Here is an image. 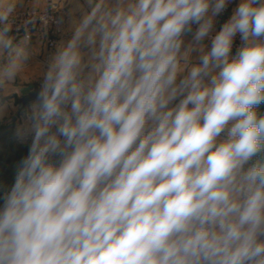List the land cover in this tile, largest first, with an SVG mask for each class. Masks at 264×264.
Instances as JSON below:
<instances>
[{
  "label": "clouds",
  "instance_id": "obj_1",
  "mask_svg": "<svg viewBox=\"0 0 264 264\" xmlns=\"http://www.w3.org/2000/svg\"><path fill=\"white\" fill-rule=\"evenodd\" d=\"M69 3L0 179V264H264V0L219 31L232 0ZM16 7L0 5V120L49 21L15 25Z\"/></svg>",
  "mask_w": 264,
  "mask_h": 264
},
{
  "label": "built area",
  "instance_id": "obj_2",
  "mask_svg": "<svg viewBox=\"0 0 264 264\" xmlns=\"http://www.w3.org/2000/svg\"><path fill=\"white\" fill-rule=\"evenodd\" d=\"M235 0H232V3L229 4L224 13H222L217 19H222L220 21L217 29L219 31L220 27L227 21L229 11ZM53 5V7L49 6ZM46 10L47 16L49 17L48 24L46 28H43L39 21H37L36 26L32 29L33 32V42L39 45L41 49V54L37 57L40 64L47 60V58L54 53L56 45L60 42V39L63 35V20L62 14L64 8L60 0H41V4L37 5L34 3V0H23L16 7V19L15 25H22L23 21L30 17L33 14H43ZM13 34L20 38L24 35V29L21 27L19 32L15 31V26L13 29ZM239 35L235 38L233 51L235 54L236 49L240 46ZM39 84V80L36 82Z\"/></svg>",
  "mask_w": 264,
  "mask_h": 264
},
{
  "label": "rangeland",
  "instance_id": "obj_3",
  "mask_svg": "<svg viewBox=\"0 0 264 264\" xmlns=\"http://www.w3.org/2000/svg\"><path fill=\"white\" fill-rule=\"evenodd\" d=\"M24 85L23 89L28 90L29 85ZM20 96L13 97L15 101L13 108L9 110L4 119L0 120V179L7 180L9 183L14 179L16 163L26 155L28 150V146L22 145L14 137V124L18 122L22 110H27V107L23 109V106L19 104ZM258 110L264 113V104L259 106Z\"/></svg>",
  "mask_w": 264,
  "mask_h": 264
},
{
  "label": "crops",
  "instance_id": "obj_4",
  "mask_svg": "<svg viewBox=\"0 0 264 264\" xmlns=\"http://www.w3.org/2000/svg\"><path fill=\"white\" fill-rule=\"evenodd\" d=\"M22 1L23 0H0V5H3V4L9 3V2L16 3L18 5ZM60 2H61L62 6L64 8V11H63V14H62V20H63V26H64L63 27V35H62V37L60 39V41H62V40H66V39L69 38V33L66 31V29H67V25H68V13H69V9L72 7V5H71V3H69V0H60ZM239 2H240V0H235V2L233 3V5H232V7H231V9L229 11L228 17L231 16L233 10L239 4ZM34 3L37 4V5H40L41 4V0H34ZM220 21H222V19H219L218 18L216 20L215 29H217ZM34 44L37 45L38 51H37V54L34 55V57L32 58V60L29 62V71H30L31 75L33 76V79L30 82L24 83V84H28L29 85L28 86L29 89L28 90L23 89L20 98L22 96L30 93L33 90L34 84H36V82L39 80L38 73L40 71L41 64H40V62H39V60H38L37 57L41 54V49L39 48V45L37 43H34ZM233 55H235V54H233ZM24 84L22 85V88H25V85ZM12 99H13V97H12ZM27 108H28V106H27ZM23 109H25V108L23 107ZM25 111L26 110H22L21 116H19V118H18V122L14 124V127L15 128L23 122L24 112ZM21 144L27 146L26 143H21ZM26 146H24V147H26Z\"/></svg>",
  "mask_w": 264,
  "mask_h": 264
},
{
  "label": "water",
  "instance_id": "obj_5",
  "mask_svg": "<svg viewBox=\"0 0 264 264\" xmlns=\"http://www.w3.org/2000/svg\"><path fill=\"white\" fill-rule=\"evenodd\" d=\"M38 87H39V84H34L33 90H32L30 93H28V94L22 96V97L19 99V101H18L19 104H21L23 107H27L28 104H29V102H30L32 92H33L36 88H38Z\"/></svg>",
  "mask_w": 264,
  "mask_h": 264
}]
</instances>
